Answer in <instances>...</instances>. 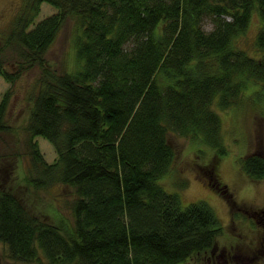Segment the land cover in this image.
Wrapping results in <instances>:
<instances>
[{"label": "trees", "instance_id": "trees-1", "mask_svg": "<svg viewBox=\"0 0 264 264\" xmlns=\"http://www.w3.org/2000/svg\"><path fill=\"white\" fill-rule=\"evenodd\" d=\"M44 3L56 12L35 23ZM254 15L261 21L255 56L236 46ZM72 19L80 70L56 71L46 56ZM206 19L211 31L203 28ZM8 50L16 55L15 73L6 69ZM36 67L24 128L32 160L25 182L36 191L68 187L74 199L70 217L51 223L13 192H0L8 259L184 264L211 254L224 232L215 211L203 201L183 207L158 181L176 156L169 134L224 158L218 109H239L251 97L264 102V0H24L0 46V76L14 84ZM9 97L0 104V137L11 131ZM39 137L54 146L53 163ZM242 168L264 180V157L250 155Z\"/></svg>", "mask_w": 264, "mask_h": 264}, {"label": "rangeland", "instance_id": "rangeland-1", "mask_svg": "<svg viewBox=\"0 0 264 264\" xmlns=\"http://www.w3.org/2000/svg\"><path fill=\"white\" fill-rule=\"evenodd\" d=\"M23 2L0 0V46ZM55 12L52 6L44 3L35 23ZM260 26V18L254 15L245 35L236 40V46L250 55H257L254 42ZM203 28L212 30L210 19L204 21ZM75 30L76 21L69 20L47 53L48 65L56 71L77 72ZM15 57V53L7 51L6 69L11 73L17 71ZM40 72L36 67L14 84L0 76V104L9 93L7 122L11 126V131L0 137V192H13L32 215L60 223L62 218L70 217L67 203L74 199L72 189L55 186L36 191L25 182L32 160L24 128L32 110L30 97L35 92ZM261 88L262 85H258L253 90ZM245 102L239 109L229 111L219 110L217 101L214 105L228 149L224 158L216 157L213 150L191 138L169 134V143L176 156L170 172L158 181L159 185L168 193L178 194L183 207L200 201L207 203L224 227L211 254L195 256L184 264H264V222H261L264 218V180L250 179L242 168V160L248 156L264 157V102L254 103L252 97ZM36 140L46 161L53 163L57 158L54 146L44 138ZM7 254V248L0 243V264H21L9 260Z\"/></svg>", "mask_w": 264, "mask_h": 264}, {"label": "flooded vegetation", "instance_id": "flooded-vegetation-1", "mask_svg": "<svg viewBox=\"0 0 264 264\" xmlns=\"http://www.w3.org/2000/svg\"><path fill=\"white\" fill-rule=\"evenodd\" d=\"M258 216H260V215H258ZM260 218H261V216H260ZM262 219V221L261 222H264V218H261Z\"/></svg>", "mask_w": 264, "mask_h": 264}]
</instances>
